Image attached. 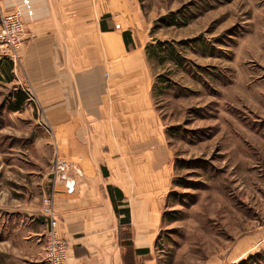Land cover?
<instances>
[{"label":"rangeland","instance_id":"obj_1","mask_svg":"<svg viewBox=\"0 0 264 264\" xmlns=\"http://www.w3.org/2000/svg\"><path fill=\"white\" fill-rule=\"evenodd\" d=\"M141 2L154 44L174 47L157 48L150 62L154 104L175 129L167 133L171 185L142 264H235L264 254V0ZM173 14L178 26L161 21ZM8 62L0 57V264H37L26 241L29 209L51 195L54 175L47 142L44 154L35 143L51 132L29 98L9 110L24 86L6 74Z\"/></svg>","mask_w":264,"mask_h":264},{"label":"crops","instance_id":"obj_2","mask_svg":"<svg viewBox=\"0 0 264 264\" xmlns=\"http://www.w3.org/2000/svg\"><path fill=\"white\" fill-rule=\"evenodd\" d=\"M15 9L23 12L24 44L17 67L8 62L6 74L15 72L54 126L35 146L44 154L47 142L52 153L50 194L68 243L67 264H142L158 229L159 199L172 180L147 55L154 21L141 0H0V20ZM113 201L130 209L129 224ZM29 210V258L48 264L41 202Z\"/></svg>","mask_w":264,"mask_h":264},{"label":"built area","instance_id":"obj_3","mask_svg":"<svg viewBox=\"0 0 264 264\" xmlns=\"http://www.w3.org/2000/svg\"><path fill=\"white\" fill-rule=\"evenodd\" d=\"M24 19L23 12L15 9L1 17L0 20V57L7 58L14 63L19 62L20 52L24 44ZM28 98L35 102L30 90L25 89ZM44 127L52 133L53 124L49 122L47 112L40 111ZM57 161L56 170L62 171L63 167ZM74 183L67 182L69 190L74 189ZM41 212L48 223L45 239V259L48 264H67L68 243L58 232V216L53 205V196L45 195L41 200Z\"/></svg>","mask_w":264,"mask_h":264},{"label":"trees","instance_id":"obj_4","mask_svg":"<svg viewBox=\"0 0 264 264\" xmlns=\"http://www.w3.org/2000/svg\"><path fill=\"white\" fill-rule=\"evenodd\" d=\"M173 16H176V15L173 14L171 16L164 17V18L161 19V21L167 23V26H178V24H180V23H177V21L174 20ZM165 46L166 47L168 46V47H170L172 49L174 48V47H171V45L169 43L157 42L156 45L155 44H149L147 46V55H148L149 60H150L151 56L153 55L154 51L157 50V48L158 49L159 48L163 49V48H165ZM12 97H13V100L9 102V110L10 111H14V112L20 111L23 108V105H24L25 101L28 99V96H27L26 92L21 90L19 92L14 93L12 95ZM174 130L175 129H171L170 128V129L167 130V133L172 135ZM110 191L113 193V189H110ZM120 200L122 201L123 198L120 199ZM113 207H114V211H115L116 215L118 217L121 216V215H124L125 216V219H124L125 222L124 223L125 224H129L130 223V209L128 207H124L122 209H118V205L114 201H113ZM142 252L146 253L148 251H146V250L137 251V253H142ZM235 264H264V254L257 253V254H254V255H250L247 259H245V260H243V261H241L239 263H235Z\"/></svg>","mask_w":264,"mask_h":264}]
</instances>
